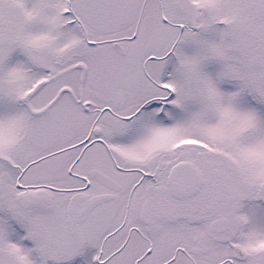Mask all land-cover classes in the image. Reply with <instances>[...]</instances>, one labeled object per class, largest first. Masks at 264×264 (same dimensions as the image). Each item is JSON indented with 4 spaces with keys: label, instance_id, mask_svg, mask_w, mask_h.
Returning <instances> with one entry per match:
<instances>
[{
    "label": "snow or ice",
    "instance_id": "6c2138e0",
    "mask_svg": "<svg viewBox=\"0 0 264 264\" xmlns=\"http://www.w3.org/2000/svg\"><path fill=\"white\" fill-rule=\"evenodd\" d=\"M0 264H264V0H0Z\"/></svg>",
    "mask_w": 264,
    "mask_h": 264
}]
</instances>
